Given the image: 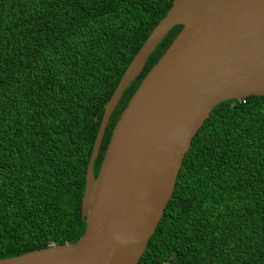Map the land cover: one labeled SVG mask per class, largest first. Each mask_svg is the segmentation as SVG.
<instances>
[{
  "label": "trees",
  "instance_id": "1",
  "mask_svg": "<svg viewBox=\"0 0 264 264\" xmlns=\"http://www.w3.org/2000/svg\"><path fill=\"white\" fill-rule=\"evenodd\" d=\"M173 0H0V259L73 244L104 107ZM173 27L124 90L112 130ZM138 264H264V96L215 106Z\"/></svg>",
  "mask_w": 264,
  "mask_h": 264
},
{
  "label": "water",
  "instance_id": "2",
  "mask_svg": "<svg viewBox=\"0 0 264 264\" xmlns=\"http://www.w3.org/2000/svg\"><path fill=\"white\" fill-rule=\"evenodd\" d=\"M175 26H182L114 125L124 90ZM264 96V0H173L104 107L86 171L83 236L0 264H138L172 198L192 140L212 109Z\"/></svg>",
  "mask_w": 264,
  "mask_h": 264
}]
</instances>
